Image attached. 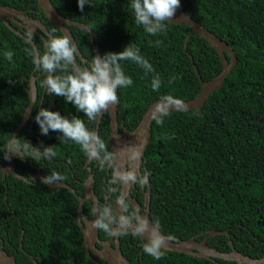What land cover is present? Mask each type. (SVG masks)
<instances>
[{
    "label": "trees",
    "instance_id": "obj_1",
    "mask_svg": "<svg viewBox=\"0 0 264 264\" xmlns=\"http://www.w3.org/2000/svg\"><path fill=\"white\" fill-rule=\"evenodd\" d=\"M50 1L61 15L85 22L98 32L101 55L129 45L139 49L151 65L148 71L133 61H120L133 81L117 89L132 127L155 100L165 96L188 100L197 95L201 83L189 55L202 81L221 71L216 50L204 38L190 34V27L165 21L162 32L147 33L135 22L131 0H89L83 12L77 0ZM0 5L32 9L29 16L40 18L50 31H59L37 0H0ZM180 6L231 46L236 64L223 86L213 91L201 108L170 110L162 123L153 120L151 140L144 152L152 188L151 218L162 232L182 239L200 241L210 229L225 230L227 234L211 236L207 244L228 252L231 240L236 250L259 258L264 256V0H181ZM80 33L81 40L89 42L88 34ZM30 49L25 39L0 21V88L4 95L11 94L10 87L18 85L15 81L34 67ZM9 51L13 53L11 61L5 56ZM88 51L91 53L89 46ZM155 77L160 80L158 90L152 87ZM64 104L62 115H75L89 124L88 117L72 103L64 100ZM64 194L63 225L58 226L52 214L40 213L25 228L37 241L27 243L25 235L24 246L39 253L42 264H94L85 256L81 238L77 241L78 229L70 221L76 200L67 190ZM140 259V264H237L166 250L159 260L144 251Z\"/></svg>",
    "mask_w": 264,
    "mask_h": 264
},
{
    "label": "flooded vegetation",
    "instance_id": "obj_2",
    "mask_svg": "<svg viewBox=\"0 0 264 264\" xmlns=\"http://www.w3.org/2000/svg\"><path fill=\"white\" fill-rule=\"evenodd\" d=\"M32 11V9L27 10L26 15L29 16L28 12ZM62 16L70 21L80 22L92 31L93 34H90L75 25L65 24L81 55V57L76 56L77 64L81 67L87 66L95 55L94 45H97L101 55L99 34L85 22ZM73 16L81 18L80 14H74ZM35 19L41 20L40 18ZM89 20L93 22L92 19ZM8 21L19 34L11 31L24 39V35L28 30L24 26L26 23H22L23 26L19 27L12 20L9 19ZM41 22L49 33L52 32L42 20ZM37 31L42 37L38 33H34L32 40L36 47L43 52L45 51L44 42L47 35L39 29ZM80 31L88 34L89 42L81 40L83 35ZM55 34L64 35L61 30L55 31ZM88 46L91 48V53L88 51ZM45 77L46 73L38 67L35 68L34 64L32 70L15 81L18 85L10 87L11 94L4 95L5 93L0 88V249L12 255L16 262L19 260L25 264H42L40 262L41 255L34 253L32 247L24 246L25 235L27 236V243L37 241L35 239L37 236L26 232L25 228H29L40 213L43 215L52 214L56 224L62 226L65 221L64 190L72 194L76 200L75 211L71 212L69 217L71 224L78 229L77 232L75 230L77 241H80L81 238L83 251L87 258L88 254L84 246L82 227H86V223L92 220L96 202L99 201L101 207L105 204L112 205L114 214H119L121 211L116 203L118 193H108L107 189L109 187H120L123 191H126L129 212L134 208H139L140 214L148 217L154 225L151 218L152 188L144 154H140L138 143H134L130 135L138 123L133 127L130 125L125 104L120 103L118 96L119 102L116 104L115 127L113 126L110 112L104 113L98 122L97 119L89 121L87 127L96 131L107 145L108 150L115 154L114 167L118 165L122 169H134L139 175L147 174L148 184L146 186L138 184L131 186L111 185L109 182L112 179V169L107 166L101 169L97 161L91 160L85 153L84 155L81 153L80 146L74 141L68 140L61 133L51 130L47 135L41 134L39 125L35 122L37 111L41 107H46L62 114L64 109L61 106H65L62 97L47 93L46 88L43 86ZM32 89L35 90L34 97L30 94ZM13 135L18 137L21 144H24L27 140L36 147L50 145L56 152V156L50 160L42 158L38 162L30 157L19 158L15 155L11 156L10 159H5L4 155L7 153L8 143ZM52 172L59 173L64 179L55 181L52 184L44 183L42 178ZM89 176L92 178L93 195L91 198H86L84 193L85 181ZM61 183L67 184L72 190L59 186ZM78 197L85 198L82 215L80 216L78 214ZM97 234L98 237L93 246L96 251L103 249L100 242L109 241L111 247L115 246V236H110L102 230H97ZM164 234L169 237L180 238L176 235ZM10 235L12 240H10ZM31 237L35 238L32 239ZM13 240H15V246L11 243ZM118 241L123 255L129 260V264H140L143 244L146 242L145 238L133 236L129 233L128 235L118 236ZM8 250H11L12 253H9ZM90 254L101 264H107L104 259L95 255L92 250H90Z\"/></svg>",
    "mask_w": 264,
    "mask_h": 264
},
{
    "label": "clouds",
    "instance_id": "obj_3",
    "mask_svg": "<svg viewBox=\"0 0 264 264\" xmlns=\"http://www.w3.org/2000/svg\"><path fill=\"white\" fill-rule=\"evenodd\" d=\"M78 8L83 12L85 4L89 0H77ZM181 0H131V8L135 13V22L142 25L144 30L156 35L165 29V21L172 20L176 10L180 7ZM26 10V9H24ZM34 32L29 26L24 35L25 43H31ZM45 51L41 52L33 47L28 50L33 57V62L46 73L43 86L48 94L62 97L66 103H72L78 112H83L90 121H95L104 113L110 111L118 101L117 89L130 86L133 81L126 76L122 70L120 61L130 60L141 67L151 71V65L139 54V49L127 45L119 52H106L94 55L87 66L81 67L77 64L76 56L78 48L75 42L67 34L56 35L55 31L47 34L44 42ZM6 58L11 61L13 53H5ZM69 69H71L69 71ZM59 73V74H58ZM153 90L160 87L159 77L152 81ZM151 113L156 123H162V117L168 115L169 107H183V102L172 96L161 98ZM35 122L39 125L42 135L49 131L59 132L68 140L74 141L81 150L91 159L98 162L103 169L105 166L112 169L111 185L138 184L146 186L148 175H139L134 169H122L115 164V154L108 150L107 145L96 131L90 130L84 120L78 116L71 118L62 115L46 107H41L36 115ZM19 158L30 157L38 162L40 159L50 160L56 156L54 149L49 146H33L27 141L21 144L17 136L13 135L7 146L5 159L11 156ZM64 179L59 173L52 172L42 178L44 183L52 184ZM108 193H118L116 203L120 208L119 214H114L112 205L100 206L96 202V218L91 222V227L102 230L110 236L128 235L144 237L143 251L159 260L164 255L166 238L159 232L158 225L149 226L146 216L140 214L139 208L129 212L128 195L120 187H109Z\"/></svg>",
    "mask_w": 264,
    "mask_h": 264
},
{
    "label": "water",
    "instance_id": "obj_4",
    "mask_svg": "<svg viewBox=\"0 0 264 264\" xmlns=\"http://www.w3.org/2000/svg\"><path fill=\"white\" fill-rule=\"evenodd\" d=\"M37 4L39 8L42 9L45 17L49 20V22L58 28L59 30L63 31L64 34L70 36L69 31L65 27V24H72L80 29H83L90 34H93L92 31L84 24L76 21H70L59 14L57 9L53 6L50 0H37ZM27 10H19L9 5H0V20L2 23L14 33L19 34V32L11 26L9 23V19L15 22L19 27H22V23H26L24 26L28 28L29 26L32 28L34 33H38L41 35L37 30L43 31L46 35L49 33L45 25L39 19H35L26 15ZM167 22L174 23V24H183L190 27L191 32L190 34H197L200 37L204 38L208 44H210L217 52L219 56V60L221 63V71L217 74L214 78L206 81H202L198 74V70L196 65L193 63V58L191 55L190 60L192 62L193 71L197 74L201 88L197 95L188 100H181L183 102V107H169L168 111L170 110H178V111H187L192 109H199L201 106L207 101L210 94L213 91L219 90L224 83L225 78L230 74L234 65L236 64V56L235 52L224 40L220 37L209 31L199 22L194 20L192 17L185 13V10L182 6H180L176 12L172 20ZM188 34L184 41V51L187 52V40L190 36ZM42 37V35H41ZM71 37V36H70ZM72 39V37H71ZM30 45L35 48L36 45L32 40ZM94 54L100 55L98 51L97 45L93 46ZM228 55V58L226 56ZM78 56L81 57L80 53L78 52ZM84 60V59H83ZM35 64V63H34ZM38 67L35 64V68ZM31 96L34 97L35 90L30 91ZM161 99L153 101L146 111L143 113L140 121L138 122L137 126L131 131V140L133 142H137L140 154H144L145 149L148 147L150 140H151V125L154 120L152 118L151 113L154 111V108L157 104L161 103ZM110 117L113 123V126H116V105L110 109ZM100 117L97 118V122L99 121ZM59 186H64L69 190H72L67 184L61 183ZM84 193L86 194V198L92 197V178L91 176L85 181V189ZM79 206H78V214L79 216L82 215L83 203L85 198L78 197ZM98 213H94L93 218L91 221H88L86 227H82L83 235H84V246L86 252L88 254V258L94 264H101L100 262L96 261L93 256L90 254V250L100 258L104 259L107 264H129V260L123 255L120 244L118 241V236H115L114 239V247H111L109 241L107 242H100L103 246L101 251H96L94 249V242L98 237L97 230L91 227V222L96 218ZM148 218V217H147ZM149 226L151 227L153 224L150 222L149 218ZM159 232L166 238V244L163 250L184 253L189 256H193L199 259H210V258H219L225 261H234L237 264H264V257L260 258H253L248 255L243 254L242 252L235 249L231 240H229L230 244V251L222 252L215 247H211L207 244V240L209 237L214 235L220 234H227L225 230H214L210 229L207 231L206 236L202 238V240L198 241L195 237H190L188 239H180L177 237H169L162 233L160 230ZM144 237L147 236V233L143 234ZM142 237V238H144ZM0 264H18L15 258L12 255H9L3 249H0Z\"/></svg>",
    "mask_w": 264,
    "mask_h": 264
}]
</instances>
